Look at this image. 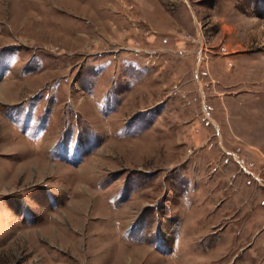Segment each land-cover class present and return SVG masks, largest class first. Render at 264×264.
I'll return each instance as SVG.
<instances>
[{
  "label": "rangeland",
  "instance_id": "obj_1",
  "mask_svg": "<svg viewBox=\"0 0 264 264\" xmlns=\"http://www.w3.org/2000/svg\"><path fill=\"white\" fill-rule=\"evenodd\" d=\"M0 264H264V0H0Z\"/></svg>",
  "mask_w": 264,
  "mask_h": 264
}]
</instances>
